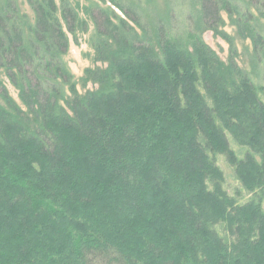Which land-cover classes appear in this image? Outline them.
<instances>
[{"label":"trees","instance_id":"obj_1","mask_svg":"<svg viewBox=\"0 0 264 264\" xmlns=\"http://www.w3.org/2000/svg\"><path fill=\"white\" fill-rule=\"evenodd\" d=\"M110 2L123 16L87 9L102 66L79 93L61 57L87 21L67 0H27L32 23L0 0V70L22 105L0 81V264H264V100L201 38L230 1L198 0L185 39L135 0ZM244 5L264 19V0ZM249 37L261 64L264 36ZM221 152L252 198L225 191Z\"/></svg>","mask_w":264,"mask_h":264},{"label":"rangeland","instance_id":"obj_2","mask_svg":"<svg viewBox=\"0 0 264 264\" xmlns=\"http://www.w3.org/2000/svg\"><path fill=\"white\" fill-rule=\"evenodd\" d=\"M59 2V0H56ZM78 12L79 17L87 21V30H77L74 34L68 33V50L62 55V61L67 71L71 74V83L79 93L96 88L91 81H85V70L102 66L100 62L94 60V51L90 44L92 33L94 32L93 23L87 18V9L97 3L103 7L110 6L117 14L123 16L119 8H116L110 0H67ZM105 2V4L103 2ZM142 16L161 18L168 24L170 32L178 39H185L189 31L197 32L198 11L200 4L198 0H135ZM232 5V13L220 11L222 22L215 29L201 30V38L218 57L227 61L232 55L241 69L248 73L249 78L258 88L259 95L264 100V62L257 63L254 54V45L249 35L251 32L261 33L264 36V19L260 17L259 11L253 7L248 8L244 5L245 0H229ZM136 2V3H137ZM20 11L26 14L29 23H32L33 12L27 0H18ZM247 8V9H246ZM248 10V11H246ZM253 14V18L250 17ZM151 20V19H149ZM200 33V31H199ZM0 81L5 86L10 97L22 106L18 98L17 89L5 77L0 70ZM261 90L259 91V89ZM64 95L69 94L68 86L63 87ZM228 136L229 149L235 159H242L248 149L235 142L230 135ZM215 164L223 173V187L225 191L233 196L238 202H245L253 197L244 189L237 177L236 169L230 161L227 153H209Z\"/></svg>","mask_w":264,"mask_h":264}]
</instances>
